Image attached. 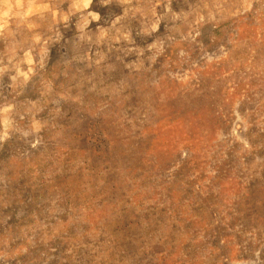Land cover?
I'll return each mask as SVG.
<instances>
[{
    "label": "rangeland",
    "instance_id": "374dc122",
    "mask_svg": "<svg viewBox=\"0 0 264 264\" xmlns=\"http://www.w3.org/2000/svg\"><path fill=\"white\" fill-rule=\"evenodd\" d=\"M0 264H264V0H0Z\"/></svg>",
    "mask_w": 264,
    "mask_h": 264
}]
</instances>
